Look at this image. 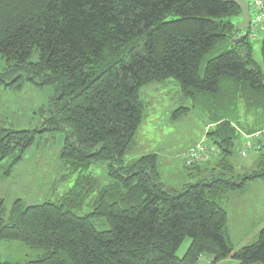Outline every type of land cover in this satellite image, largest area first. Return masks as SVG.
Wrapping results in <instances>:
<instances>
[{
  "label": "trees",
  "instance_id": "16d2710c",
  "mask_svg": "<svg viewBox=\"0 0 264 264\" xmlns=\"http://www.w3.org/2000/svg\"><path fill=\"white\" fill-rule=\"evenodd\" d=\"M240 20L231 0H0V80L10 79L12 90L30 82L56 93L40 130L0 127V162L15 165L37 134L62 133L59 156L72 172L107 162L110 179L84 216L74 210L83 187L85 197L92 193L89 176L56 203L16 200L6 218L0 204V242L43 252L0 264H200L205 255L210 264H264V227L235 250L221 204L264 180V150L251 168L231 161L242 157L234 148L243 135L264 130V69ZM261 53L264 64V42ZM168 79L211 126L201 144L209 158L183 168L196 182L176 189L159 178L156 154L125 164L144 116L140 89ZM188 111L176 109L172 119Z\"/></svg>",
  "mask_w": 264,
  "mask_h": 264
},
{
  "label": "rangeland",
  "instance_id": "374dc122",
  "mask_svg": "<svg viewBox=\"0 0 264 264\" xmlns=\"http://www.w3.org/2000/svg\"><path fill=\"white\" fill-rule=\"evenodd\" d=\"M238 20L235 18L232 21L236 23ZM252 49L254 60L264 69L261 43L253 41ZM35 60L36 55H33L30 61ZM204 64L203 60L201 75ZM5 68V61L0 58V74L4 73ZM12 86L14 83L10 79L0 80V127L16 131L40 130L44 119L51 114L50 103L56 94L54 88L39 87L30 82H25L19 90H12ZM139 96L144 105V116L134 137L133 148L125 157V164L155 153L158 156V174L167 188L176 189L186 182H196L186 177L182 157L190 148L204 143L205 132L211 128L207 127L210 124L209 115L199 107L192 108L191 101L182 97L178 83L172 79L143 86ZM179 108H188L189 111L173 120L172 113ZM62 140V133L44 131L36 135L33 146L21 155L15 165L10 167L8 159L0 162V204L5 218L16 200H21L26 206L60 201L80 176H89L94 183L91 186L92 193L87 197V189L83 187L80 190V200L84 201L81 207H76L74 213L84 216L91 212V203L97 191L110 183L107 162H98L85 172L74 173L60 159ZM241 140L242 137L239 147L234 148L235 153L241 147ZM254 154L250 153L248 156L252 157ZM245 159L247 158L234 155L231 161L239 166L250 161ZM249 165L251 168L254 164ZM221 204L227 212L228 233L234 249L251 244L264 227V180L257 179L247 183L242 192L228 194ZM189 244L190 239L186 238L176 256L181 258ZM42 254V251L20 242H0V257L3 261L25 262L35 260ZM210 261L205 255L199 262L210 264ZM217 264L237 262L227 259Z\"/></svg>",
  "mask_w": 264,
  "mask_h": 264
},
{
  "label": "built area",
  "instance_id": "2783aa9c",
  "mask_svg": "<svg viewBox=\"0 0 264 264\" xmlns=\"http://www.w3.org/2000/svg\"><path fill=\"white\" fill-rule=\"evenodd\" d=\"M250 12V23L248 26L247 37L251 40L256 39L257 34L264 30V0H248ZM241 147L237 149L240 156L244 157L249 153H259L264 150V130L252 135H243ZM203 145H196L189 149L182 157L185 167L192 166L206 161L209 153Z\"/></svg>",
  "mask_w": 264,
  "mask_h": 264
},
{
  "label": "water",
  "instance_id": "95a60500",
  "mask_svg": "<svg viewBox=\"0 0 264 264\" xmlns=\"http://www.w3.org/2000/svg\"><path fill=\"white\" fill-rule=\"evenodd\" d=\"M231 2L239 9L241 20L238 28L242 31H247L250 23V12L245 0H231ZM244 39L242 36L239 40L233 43H239Z\"/></svg>",
  "mask_w": 264,
  "mask_h": 264
},
{
  "label": "crops",
  "instance_id": "0c3cea01",
  "mask_svg": "<svg viewBox=\"0 0 264 264\" xmlns=\"http://www.w3.org/2000/svg\"><path fill=\"white\" fill-rule=\"evenodd\" d=\"M246 3H248L247 1H246ZM255 40H257L258 42H260V43H262V42H264V30L262 31V32H259L258 34H257V37H256V39ZM254 40V41H255ZM240 143V142H239ZM155 154V153H154ZM249 156H247V157H245V158H247V159H245V160H248V159H250V161H247V162H245V164H243L244 166H247V167H249L250 165V163L252 162L251 160L253 159V157H254V155L252 156V157H249ZM242 158V157H241ZM172 160V159H171ZM244 161V160H243ZM251 164H253V163H251ZM159 178L161 179V177L159 176ZM229 232V231H228Z\"/></svg>",
  "mask_w": 264,
  "mask_h": 264
}]
</instances>
